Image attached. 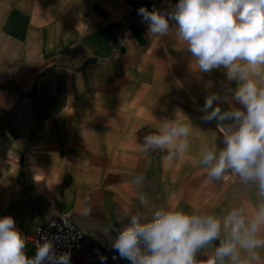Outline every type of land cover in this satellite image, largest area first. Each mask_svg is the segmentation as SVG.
<instances>
[{"label":"crops","instance_id":"0c3cea01","mask_svg":"<svg viewBox=\"0 0 264 264\" xmlns=\"http://www.w3.org/2000/svg\"><path fill=\"white\" fill-rule=\"evenodd\" d=\"M175 3L0 0V218H14L29 257L31 235L58 214L84 235L71 264H130L111 247L130 210L254 208L253 186L231 174L206 183V170L193 163L203 144L224 146L217 122L203 121L200 109L209 92L228 94L223 69L200 74L183 42L148 34L138 9ZM176 109L194 125L186 156L140 151ZM183 114L177 119L187 122ZM136 174L145 177L139 188L129 183ZM85 197L89 217L79 214Z\"/></svg>","mask_w":264,"mask_h":264},{"label":"clouds","instance_id":"9594fccd","mask_svg":"<svg viewBox=\"0 0 264 264\" xmlns=\"http://www.w3.org/2000/svg\"><path fill=\"white\" fill-rule=\"evenodd\" d=\"M138 15L150 36L183 42L194 71L224 70L228 95L209 92L200 109L203 121L217 122L224 146L203 144L193 163L206 170V183L231 174L253 186L256 203L251 211L238 206L224 215L189 213L177 205L158 207L151 216L130 210L125 215L130 223L111 247L130 264H264V0H178L165 10L141 7ZM177 113L183 114L176 109L174 119H163L144 136L140 151L163 153L169 161L186 156L194 125L185 114L187 122L177 119ZM144 179L136 174L129 183L139 188ZM138 199L149 207L144 194ZM92 211L85 197L79 214L89 217ZM27 243L12 216L0 218V264H71V253L58 254L47 237L36 242L32 257Z\"/></svg>","mask_w":264,"mask_h":264},{"label":"built area","instance_id":"2783aa9c","mask_svg":"<svg viewBox=\"0 0 264 264\" xmlns=\"http://www.w3.org/2000/svg\"><path fill=\"white\" fill-rule=\"evenodd\" d=\"M47 237L56 247L57 253L70 252L71 255L80 250L83 242V232L72 223L65 214H58L49 218L43 225L36 228L29 242L36 252V242Z\"/></svg>","mask_w":264,"mask_h":264}]
</instances>
